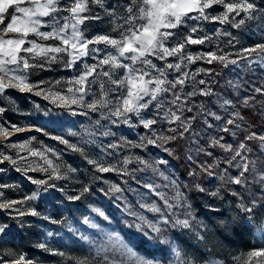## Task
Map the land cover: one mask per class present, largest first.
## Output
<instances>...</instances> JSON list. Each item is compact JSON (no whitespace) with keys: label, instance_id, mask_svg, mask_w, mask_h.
Here are the masks:
<instances>
[{"label":"rangeland","instance_id":"obj_1","mask_svg":"<svg viewBox=\"0 0 264 264\" xmlns=\"http://www.w3.org/2000/svg\"><path fill=\"white\" fill-rule=\"evenodd\" d=\"M249 2H253L257 6L252 19H248L246 14L241 13L240 16L231 14L229 21L223 24L203 19L189 20L186 25L173 30L177 33V38L169 40L168 44L173 45L177 41H182L184 36L190 34L194 39L207 37L203 44H191L193 47L199 45L195 51L190 49V44H188L189 46L186 45L185 53L198 56L215 52L218 56H221L219 52H224L227 56L229 52H234L233 47L236 46L234 44L239 42L237 38L230 35H233V31H242V34H248L247 39L255 44L264 43V0H249ZM104 4L105 8L112 6L110 11L106 12L97 5H90L91 14L98 13L102 19L86 22L85 35L89 37L97 33L116 35L111 31V28L114 24L120 22L118 18L123 15L121 9L126 4V0H104ZM207 11L212 16H218L224 9L222 5L217 4ZM62 15H67V13H62ZM241 18H244L243 24H239ZM205 21H208L209 25ZM237 24H239V27L235 26ZM192 27L197 28L194 34L191 33ZM11 36L12 34L9 33V37ZM29 38L34 39V37ZM223 38L226 39L228 44L224 41L225 48L221 45L217 47ZM43 43L52 44L55 42L47 41ZM227 45L231 47L227 48ZM100 47L103 48V45ZM106 51H111V49H105L104 52L99 54L98 58L102 57ZM237 51L239 57L231 58L229 61L236 60L237 63L235 64L239 65L235 66L234 64V66L239 71L248 69L247 71H251L256 77L257 75L264 76V61H261L256 54H252L251 58H242V55L247 57L248 54H242V49ZM30 62L39 63L40 61L31 60ZM166 62L177 63L180 61L178 58L169 57ZM85 63L93 64L96 61L86 58L71 68L66 67L63 62L46 64L43 68L31 69L28 73V79L30 83L39 85V88L44 89L45 92L48 90L59 91L61 95H67V87L69 86L67 81L78 76L83 71ZM153 63L159 66L161 62L153 58ZM191 64L184 62L182 64L183 71L190 74L195 71L202 74L207 72L206 69L200 67L191 70L189 67ZM201 69L203 71H200ZM167 71L169 79L180 75V73L173 70ZM235 73L239 74L241 72ZM106 79L103 76L98 77L96 82L91 85L92 93L99 94L100 85ZM57 81L60 83H57ZM232 83L237 85L240 82L236 77H232ZM105 87L107 88L108 85L105 84ZM185 87L186 92L181 94L183 96L191 93L187 80ZM45 92L35 94V90L34 92H20L16 88H8L3 94H0V108L4 109L0 113V124L7 127L9 132L7 137L0 135V153L11 156L18 161L16 165L9 161L0 164V203L9 200L22 201L25 197L37 193L35 200H28L23 204L0 209V224L6 223L9 233V235H0V264H13L21 255L25 257L26 261H31L32 264H80V262L98 264V261L104 256L116 258L127 264V256L120 250L115 239L116 236H119L125 242L131 241L130 246L133 247L134 251L149 259L157 260L160 264H236L234 258L248 252L232 253L227 251L222 254L225 257L224 262L211 261L206 263L198 262L188 253L178 249L173 239L172 230L180 227L174 228L171 223L164 224L162 222L161 214H167L168 209L165 208L164 201L156 195V192L166 193L168 197L175 196L177 192L182 193L184 201L190 207H174L172 212L176 216L170 219L176 217L183 219L186 213L190 211L191 227L187 230L196 238V241L202 239L201 232L205 229V226L191 206L190 201L185 197L177 175L169 166L167 159L158 156L163 146L159 143L164 142H157L159 150L154 149L157 145L146 143L143 147H133V145L142 143L143 136L141 135L144 133L152 135L150 138L155 139L161 123L159 120L157 121L158 126L155 124L151 129H145L139 118L135 116L132 117L130 125L124 123L113 124V117H102V113L107 116L108 109L90 112L86 108L75 105L72 106V110L86 114L72 115L68 108L57 107L50 99H45ZM109 97L114 99V94L110 93ZM92 98L89 95L86 97V101H91ZM181 106L183 108L185 105ZM149 109H153V114H151L153 116L165 113L160 109L158 110L159 114H157L158 111L153 105L146 109L147 113ZM164 109L166 108L163 107ZM146 110H142V117L144 119H154L149 116L150 114L147 115ZM172 110L175 111V107ZM226 111L231 113V110L224 108L223 113H226ZM262 113L264 114V110ZM180 114H182L184 124L188 126V131L185 133L192 137L194 132L191 126L192 114L187 108ZM195 114L197 115V112ZM200 114L203 116L205 113L200 110ZM214 114L211 113L213 119L220 116V114ZM204 119L206 126L209 127V120ZM178 123L183 131L184 124ZM13 124L25 130L14 132L10 127ZM36 127H42L44 132L35 131ZM139 127L143 128L142 133L139 132ZM45 132L48 134L45 135ZM71 133H75V135H71ZM53 135L62 136L70 144L82 148L84 154L73 151L59 140L51 139ZM262 135H264V132ZM221 137L224 136L222 134L212 135L211 138H207L205 141L213 144L219 152H222L221 160L224 161L233 154L226 152L214 141H219L221 144H231L233 149L235 147L232 143L224 142V138L220 139ZM147 138L149 137L144 138L145 141ZM24 143H28L31 150L42 152L48 160L53 162L54 166L58 165L61 178L57 179L52 174L51 168H48L41 157L32 156L29 151L9 147L12 144ZM109 145H115L116 147H109ZM199 145L200 143L197 150L201 149ZM259 145L264 151V142L260 141ZM162 153H166L165 150ZM224 154L226 155L224 156ZM125 157L131 159V162L126 166L125 175L116 172H97L95 167L87 162L88 159L104 160L117 163L118 167H122V161ZM138 157L147 161L149 166L145 167V165L140 164L137 160ZM159 160H164L166 163L159 164L157 163ZM17 167L22 170L17 171ZM27 168H34L35 170H29L25 173L24 169ZM42 168L48 170L45 172L41 170ZM49 176H51V179ZM28 177L47 180L48 183L44 186H38L33 184ZM48 185H55V187H49ZM112 185L118 186L121 191H111ZM145 185L159 187H155V191H150ZM84 187H88L89 191L81 195ZM77 195H80L79 200L69 199V197ZM170 202L175 204L174 200ZM152 203L161 208V213H153L141 207L142 204ZM262 206L264 208V204ZM29 207L34 208L40 215H25L17 219L15 218V212L11 211L12 208L25 210ZM95 209L102 211L107 219L100 216L94 211ZM130 213H136L137 216L143 215L154 223L158 222L157 226L160 227L161 231L153 234L155 239L148 244L140 243L137 239L139 234L135 228V225L140 221ZM258 215V243L260 245L264 241V209ZM85 219L89 223H84ZM53 221L58 222L54 223ZM91 224H95L97 227L93 228L90 226ZM81 237H87V240L81 239ZM136 243L141 244L139 245L141 250L134 247ZM41 244L45 245L46 248L38 247ZM105 246H107L108 251L101 252L98 255L97 250ZM161 247L166 249V257L160 256L161 251L159 250ZM177 252L180 253L179 256L176 255ZM59 253H63V255ZM45 255L55 256L56 258H47Z\"/></svg>","mask_w":264,"mask_h":264},{"label":"snow or ice","instance_id":"obj_2","mask_svg":"<svg viewBox=\"0 0 264 264\" xmlns=\"http://www.w3.org/2000/svg\"><path fill=\"white\" fill-rule=\"evenodd\" d=\"M97 5L106 12L110 11L112 6L105 8L104 0H0V94H3L8 88H16L20 92H34L40 94L45 92L44 89L39 88V85L29 82L28 73L31 69L36 67H45L46 64L63 62L66 67L71 68L77 65L78 62L90 58L96 63L84 64L83 71L78 76L73 77L67 81V95H61L59 91L48 90L45 92L44 98L50 99L57 107L68 108L72 115H84L86 113H77L72 110L75 105L80 108H86L90 112H97L102 109H108L107 116L103 118L113 117V124L124 123L131 124L132 117L139 118L140 123L145 129H151L157 123L155 119H144L141 115L142 110H146L150 105H153L158 110L161 108V97L165 94H171L174 99L170 101L175 111L169 108L164 116L169 124L180 122L184 124L182 117L183 108L178 102L187 100L180 95V90L185 86L186 80L190 78V73L182 69L184 62L193 63L195 60L205 59L206 62L220 61L227 66L228 63L235 64L236 60L229 61L227 56H218L215 52H208L198 56H192L185 53V47L188 44H203L205 39H194L193 36L186 35L182 41H177L173 45H169V40H175L177 33L173 30L178 29L187 24L189 20L203 19L221 24L229 21L231 14L240 16L241 13L246 14L248 19L253 18V13L256 11V4L249 2V0H126V4L122 7L123 15H121L118 24H114L111 31L116 33L115 36L109 33H97L89 37L85 35L87 30L86 22L100 21L102 17L97 14H91L92 9L90 5ZM220 4L224 11L218 16H212L207 10L213 8L214 5ZM67 13V15H62ZM195 14V15H193ZM244 23V18H241L239 24ZM239 24L235 25L239 27ZM83 26V27H82ZM45 29V30H41ZM197 31L196 27L191 28V33ZM9 33L12 34L9 37ZM227 34V33H225ZM29 37H34L30 39ZM53 41L55 43L46 44L43 42ZM103 45V48L100 46ZM105 49V54L99 57L101 52ZM242 53L248 54L247 57L242 55V58H251L252 54H256L261 61H264V43L255 44L252 47L242 49ZM169 57L178 58L180 62L172 63L166 62ZM153 58L160 61V65L153 63ZM31 60L40 61L39 63H31ZM173 70L180 75L173 79L168 78V71ZM200 71H203L202 69ZM103 76L105 82L100 85L99 94L92 93L91 85L96 82L97 78ZM194 78V77H192ZM57 83H60L57 81ZM206 82L201 79L199 84L203 85ZM105 84L108 87H105ZM256 92L264 94V89L257 88ZM114 94V99L109 97V94ZM195 92L188 93L189 96L195 95ZM207 89H201L200 95H209ZM91 95V101H86V97ZM155 102V103H154ZM229 103V101H225ZM38 107V106H37ZM191 111V108L187 109ZM4 111L0 108V113ZM159 114V111L157 112ZM238 115V114H236ZM215 119L220 120L221 117L216 116ZM235 118H230L226 121L227 125H234ZM12 131L21 132L25 129L10 125ZM211 127V125H209ZM238 127V125H237ZM224 127L222 131H228ZM35 131L44 132L42 127H36ZM169 131L175 133L176 128H170ZM188 131V126L184 124L183 131ZM47 135L48 133H44ZM0 135L7 137L9 135L8 128L0 124ZM75 135V133H71ZM107 135V133H105ZM155 135V133H153ZM175 136L166 137L164 139L173 140ZM53 140H59L61 143L67 145L73 151L83 153L82 148L70 144L66 139L59 135L51 136ZM162 139V137H157ZM220 139H223L221 137ZM248 140L257 139L264 142V135L257 136L252 133L247 137ZM144 143L156 145L157 140L147 138L146 141L142 138L141 144L133 145V147H143ZM219 147L226 152L233 153L226 159V163L230 167L240 169L239 174L232 177L228 182L236 185H244L247 179L246 174L249 173V162L244 152L248 150L247 145L240 143L236 149H233L231 144H221L219 141H214ZM9 147L18 148L22 151H29L32 156H39L44 159L48 168H51L52 174L60 179L59 166H54L51 160H48L42 152L33 151L29 148L28 143L12 144ZM109 147H116L109 145ZM211 155V153H208ZM237 158H240L239 160ZM140 164L148 167V162L137 158ZM4 161H9L16 165L18 161L11 156L0 153V164ZM241 161H244L241 163ZM87 162L93 165L97 172L107 173L116 172L120 175L126 174V166L131 162V159L125 157L122 161V167H118L117 163H112L104 160L88 159ZM235 162V163H233ZM159 164H165L166 161L159 160ZM213 165H200L202 171L212 176ZM21 171L20 167L16 168ZM34 171V168L24 169L27 171ZM42 171H47V168H42ZM195 171L190 175H195ZM51 179V176H49ZM223 179V177H221ZM31 182L38 186L47 185V180L34 179L28 177ZM260 180L264 182V173L260 174ZM55 187V185H48ZM6 187V186H4ZM150 191H155L153 185H145ZM167 187V185H166ZM199 188V186L197 185ZM46 190V189H45ZM111 191L120 192L121 189L116 186H111ZM88 187H84L81 195L88 192ZM203 192L204 189L199 188ZM161 200L164 201V206L168 209L167 214H161V219L164 224L171 223L172 227H180L188 229L191 227L190 219L191 212H187L185 218L181 219L175 217L176 214L172 212L174 207H190L184 201L183 195L177 192L175 196L168 197L166 193L156 192ZM211 195L216 196L213 192ZM233 196H238L239 193L232 192ZM37 193L25 197L22 201L9 200L0 203V209L9 208L11 205L23 204L28 200H35ZM70 200H79L80 195L69 197ZM174 200L175 204L170 201ZM183 201V204H182ZM257 201H251L252 206L241 205L245 213L251 214L254 212ZM142 208H146L153 213H161V208L155 203L142 204ZM15 212V218L19 219L25 215L38 216L40 215L34 208L29 207L25 210L19 208H12ZM100 216L107 219L104 213L99 209H95ZM140 221L135 225L136 231L139 234L137 239L141 244H148L155 239L153 234L160 233L161 229L154 223L141 215L130 213ZM251 219V215L248 217ZM54 223L58 221H53ZM84 223H89L85 219ZM95 228L97 225L91 224ZM8 225L0 224V235H9ZM51 235V233H49ZM87 240V237H81ZM119 244L120 250L127 256V264H160L159 261L149 259L144 255L138 254L133 250L131 241L125 242L119 236L115 237ZM38 247L44 249L45 245L41 244ZM107 246L99 248L97 254L107 252ZM55 254V253H53ZM63 255V253H59ZM180 255L179 252L176 253ZM236 264H264V241L259 247L248 251L241 256L235 257ZM13 264H32L31 261H26L23 255L19 256ZM86 264V262H80ZM98 264H125V262L116 258L107 256L102 257Z\"/></svg>","mask_w":264,"mask_h":264},{"label":"trees","instance_id":"obj_3","mask_svg":"<svg viewBox=\"0 0 264 264\" xmlns=\"http://www.w3.org/2000/svg\"><path fill=\"white\" fill-rule=\"evenodd\" d=\"M205 23L209 25L208 21H205ZM230 35L237 38L239 42L234 44V46L236 45L233 47L234 52L227 54L228 60L239 57L237 50L255 45L250 39H247L248 34H242V31H233V35ZM224 41L226 42V39L223 38L217 47L221 45L225 48ZM198 46L193 47L190 44V49L195 51ZM230 47V45H227V48ZM219 55L226 56L224 52H219ZM237 65L239 64H235V66ZM235 66L231 63L225 66L224 63L218 60L208 63L205 59L195 60L189 65L191 70L199 67L207 70L203 74L198 71L192 72L190 78L187 79L188 88L191 92H195V95H181L186 92L185 86L182 89L183 91L180 90V95L187 100V103L181 101L178 104L185 105L183 111L186 108H191L189 112L192 114L191 126L194 130L192 137L185 132L181 136V125L178 122L169 124L164 113L153 116L151 115L153 109H149L148 113L146 110L147 115L150 114L151 118L161 122L155 139L157 142H164L159 143V145H163L162 151L165 150L166 153L160 151L158 156L167 159L165 160L177 175L185 197L190 201L198 217L204 222L205 229L201 232L202 239L199 241H196V238L187 229L176 228L172 230L173 239L178 249L188 253L198 262H224L225 257L222 255L224 252H247L259 246L257 226L259 225L258 214L264 209L262 206L264 204V182L260 180V174L264 173V151L259 145V140H248L247 137L252 133L262 136L264 132V114L262 113L264 110V94L256 92L257 88L264 89V76L257 75L256 77L251 71H247L248 69L239 71ZM235 72L241 73L236 74ZM232 77H236L240 83L233 84ZM201 79L206 83L199 84ZM201 89H207L210 94L200 95ZM160 99L162 105L160 109L162 111L167 112L169 108H174L170 103L174 97L170 93L165 94ZM225 101H229V103L226 104ZM163 107L166 109L163 110ZM224 108L231 110V113L227 111L223 113ZM200 110L205 113L203 116L200 114ZM195 112H197V115ZM211 113L220 114L221 119H213ZM203 117L209 120L211 127L206 126ZM230 118H235L236 123L234 125L226 124V121ZM156 124L158 126V122ZM224 127L229 130L222 131ZM170 128H176L177 131L173 133L169 131ZM139 132L142 133L143 128L139 127ZM217 134H222L224 142L232 143L234 149L240 143L247 145L248 150L244 152V155L249 162L250 171L246 174L247 179L244 185L228 182L234 175L239 174L240 169L234 166L230 167L226 163V159L230 156L222 161V152H219L213 144L205 141V139ZM141 136L143 138L152 137L148 133ZM170 136L176 138L173 140L164 139ZM157 137H162V139H157ZM199 143L201 149L197 150ZM154 149L159 150L158 145ZM208 153H211V155ZM243 162L241 161V163ZM209 164L213 165L211 170L215 173L212 177L200 168V165L207 166ZM193 171L196 174L190 175ZM197 185L204 191H199ZM213 192H216L217 195H211ZM232 192H237L239 195L233 196ZM253 199L257 201L254 212L251 214L245 213L241 205L252 206L251 201ZM250 215L251 219L248 218ZM139 245L141 244L136 243L134 247L141 250ZM159 251H161L160 256H167L166 249L161 247ZM45 256L56 258L55 256Z\"/></svg>","mask_w":264,"mask_h":264}]
</instances>
